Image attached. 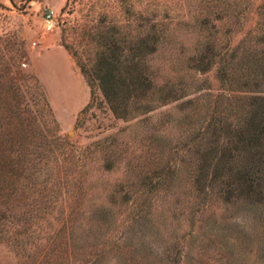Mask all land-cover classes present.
Returning a JSON list of instances; mask_svg holds the SVG:
<instances>
[{"label": "trees", "instance_id": "1", "mask_svg": "<svg viewBox=\"0 0 264 264\" xmlns=\"http://www.w3.org/2000/svg\"><path fill=\"white\" fill-rule=\"evenodd\" d=\"M235 1L210 0L204 11L189 21L205 41L186 53L184 63L209 77L201 80L197 95L183 101L176 134L157 128L151 115L180 98L167 84L166 89L158 87L150 64L162 43L175 42L169 19L147 23L137 42L102 35L96 42L98 47L88 49L85 59L61 40L86 80L91 98L100 90L115 118L135 121L129 130L133 128L136 135L141 122L155 126L138 137L136 146L118 142L117 134L109 143L105 138L102 146L103 167L108 172L126 168L129 178L115 185L111 204L116 208L132 201L136 207L132 225L141 231L138 242L131 238L112 244L124 253L123 264L181 263L176 244L164 246L163 258H155L158 249L152 243L160 239V224L150 205L160 193L169 198L167 213L161 217L164 225L179 223L185 214L189 223L195 222L210 206L219 207L227 216L223 225L214 229L211 224L210 229L226 240L232 257L229 264H241V248L253 245L260 259L250 264H264V1ZM248 14L256 15L254 31L239 42L233 41L230 34L245 25ZM217 25L227 27L223 39L218 37ZM112 30L118 32L116 27ZM13 67L14 63L4 64L1 70L5 78L0 92L10 96L0 97V243L23 248L28 241L23 243L22 237H31L47 219L57 217L61 225L55 235L63 228L68 230L71 244L75 241L79 250L75 252L95 254L88 263L97 264L104 251L97 252L100 237L110 230L116 216L112 205L100 204L90 213L74 215L60 201L64 193L80 194L82 182L73 168L85 151L96 145L77 150L69 142L58 143L57 135L48 134L52 132L50 120L45 114L29 112L27 99L17 90ZM211 79L220 91H211ZM34 89L41 95L38 85ZM41 100L50 110L47 100ZM80 122L77 118L76 125ZM234 213L248 214L250 225L233 223ZM151 236L153 242L148 240ZM171 251L174 257H170Z\"/></svg>", "mask_w": 264, "mask_h": 264}, {"label": "rangeland", "instance_id": "2", "mask_svg": "<svg viewBox=\"0 0 264 264\" xmlns=\"http://www.w3.org/2000/svg\"><path fill=\"white\" fill-rule=\"evenodd\" d=\"M230 1L237 3L235 0ZM250 1L258 4L264 0ZM209 2L210 0H0V86L5 78L1 71L3 65L14 63L13 69L17 73L15 83L19 86L17 90L22 99H27L29 112L42 117L45 114L50 120L49 128L52 132L48 134L57 135L58 143L69 142L77 150H83L91 143L96 145L90 147V151H85L77 167L73 168L74 174L82 182L80 194L73 191L64 193L60 201H64L65 206L69 207L68 211L73 210L74 215L79 212L85 214L86 211L90 213L91 208L100 204L112 205L116 216L110 223V230L100 237L101 245L97 252L102 248L104 251L97 264L125 263L124 253L117 250L115 245L111 247L112 244L131 238L133 242H138L141 237L139 227L132 225L131 216L136 212L135 204L130 201L116 208L111 204L114 201L112 194L115 185L125 183L129 178L126 168L124 171L122 168H114L112 172H108L103 167V142L108 137L109 143L113 135L117 134L118 142L136 146L138 137L154 125L141 122L136 135L133 128L129 130L135 121L125 122L115 118L100 90L96 89L94 98H91L86 80L61 40L63 38L64 43L85 59L88 49L92 51L98 47L96 42L102 35L114 34L113 37H124L127 41L137 42L145 33L146 25L165 17L169 19L170 26L176 33L175 42L162 43L160 51L154 55L150 64L158 87L166 89L167 84L170 91H175L180 98L151 115L157 128L169 129V132L176 134L178 119L183 113V101L197 95L201 80L209 77L190 70L184 63L186 53L197 43L205 41L200 34L202 32L191 27L189 21L202 13ZM50 9L54 12V26L47 29L44 17ZM256 20L255 14H248L245 25L235 28L230 34L233 41L239 42L251 35L257 24ZM113 27L117 28V33L112 30ZM226 28L217 25L216 31L220 39H223ZM36 85L39 86L41 95L34 89ZM210 87L214 93L220 91L219 85L212 79ZM9 96V92H0L2 99H8ZM44 98L50 110H47L41 100ZM42 106H45V110L41 109ZM77 118L81 120L78 125ZM168 201L169 198H164L160 193L150 205L160 224V239L153 242V236L148 238L158 249L155 258H163L161 250L164 246L176 244L182 255L180 264H229L232 257L226 240L220 234H213L210 229L211 224L215 225L214 229L223 225L222 221L227 214L219 207L210 206L202 217H198L201 221L197 219L189 223V217L185 214V218L179 223L172 221L164 225L161 217L167 213ZM249 219L251 217L248 214L234 213L232 222L238 226H248L251 223ZM47 220L48 222H41V229L32 231L31 237H22L23 243L28 241L23 248L0 243V264H90L88 260L92 261L96 255H87L86 250L76 253L79 250L75 241L71 244L68 230L63 228L55 235L61 220L57 217ZM240 251L241 264L248 256L249 262L244 264L260 259L255 245L241 248ZM60 253L63 256H59ZM145 255L150 254L146 252ZM174 256L171 251L170 257ZM158 262L159 259H155V263Z\"/></svg>", "mask_w": 264, "mask_h": 264}, {"label": "built area", "instance_id": "3", "mask_svg": "<svg viewBox=\"0 0 264 264\" xmlns=\"http://www.w3.org/2000/svg\"><path fill=\"white\" fill-rule=\"evenodd\" d=\"M44 26L47 29H51L54 26V12L51 9L47 11L44 17Z\"/></svg>", "mask_w": 264, "mask_h": 264}]
</instances>
